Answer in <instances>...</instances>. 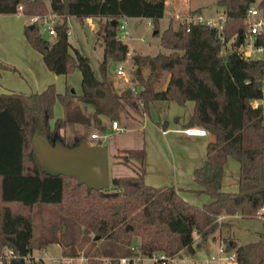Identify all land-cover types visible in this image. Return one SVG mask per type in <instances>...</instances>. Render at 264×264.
Wrapping results in <instances>:
<instances>
[{
	"label": "trees",
	"instance_id": "obj_1",
	"mask_svg": "<svg viewBox=\"0 0 264 264\" xmlns=\"http://www.w3.org/2000/svg\"><path fill=\"white\" fill-rule=\"evenodd\" d=\"M216 3L224 14L220 28L198 21L173 25L169 18L158 37L167 50L129 53L132 62L144 65L147 73L117 92L107 63L128 54L126 43L116 36L117 18L122 14L146 16L158 32L163 0H48V4L46 0H0V12L21 11L28 16L54 12L52 41L42 35L38 20L31 21L32 27L26 23L24 34L49 69L66 73L77 68L80 74L79 93L68 88L59 92L53 82L42 90L0 91V264H49L42 257L35 258L31 250L56 242L65 253L66 246L73 250L78 235L89 242L84 252L93 248L79 264H116L117 255L132 252L131 244L142 254L154 250L171 254L182 248L193 252V232L204 237L216 228L224 248L234 251L236 264H264V229L257 231L256 238L236 243L220 228L230 221L217 218L232 213L252 217L264 204V122L261 102L251 103L252 99L264 100V31L253 35L262 45L259 55L247 57L241 52L246 8L249 4L263 8L264 0ZM67 15L79 20L88 15L103 18L98 74L88 57L69 42ZM2 67L15 68L0 60ZM163 71L168 72L167 81L156 88L153 83ZM56 99L63 113L51 125ZM153 99H173L180 104L192 99L185 124L201 126L212 134L205 143L204 160L192 169L198 186L192 189L206 193L207 201H188L173 184L145 182L142 145L124 149V156H136L138 162L132 174L110 177L109 187L88 186L70 174L42 167L34 158V134L63 141L58 129L67 121L91 122L105 129L102 115L116 120L122 106L136 108L139 104L147 109ZM79 102L91 105L90 116L82 112ZM228 155L237 162L234 190L220 186ZM47 204L57 205L58 227L49 235L35 236V207ZM95 252L107 260L93 257Z\"/></svg>",
	"mask_w": 264,
	"mask_h": 264
},
{
	"label": "crops",
	"instance_id": "obj_2",
	"mask_svg": "<svg viewBox=\"0 0 264 264\" xmlns=\"http://www.w3.org/2000/svg\"><path fill=\"white\" fill-rule=\"evenodd\" d=\"M46 2L48 4V0ZM163 2L164 11L159 19L164 18L166 22L171 18L173 23L178 14L184 11L194 9V11L201 13L198 6L192 4L191 0H163ZM71 16L74 15L66 16L67 22ZM29 17L21 11L0 12V60L15 67L14 69L11 67H2L0 69V91L20 90L29 92L42 90L48 83L53 82L56 90L63 92L70 83L68 73H57L49 69L43 60L41 52L29 43L23 31L24 25L29 22ZM88 17V21L84 20L90 26L93 25L92 19H97L98 29L103 18L90 15ZM128 17L130 16L126 15V20ZM173 25L175 24L173 23ZM68 31L70 35L69 28ZM124 42L128 48L127 52L130 53L128 40H124ZM71 45L73 44L71 43ZM144 75L146 74L143 72ZM167 78L168 72L164 71V77L157 88L163 87ZM111 79L117 92L126 86L132 85L129 76L125 73ZM136 85L138 86L137 83ZM72 101L76 102L77 100L73 97ZM257 102H261L262 121L264 122V100L262 98L251 100L252 104ZM192 105V99H186L182 104L177 103L173 99H153L148 101L147 109H141L140 111L132 107L131 109L133 110L131 111L128 105H124L121 108L127 111L131 119L134 120L137 117L138 124L137 126L133 125L132 128H141L142 131L138 145L132 146L138 147L141 144L144 146V181L159 185L168 179L170 183L166 184L178 186V191L183 198L193 203L201 204L207 201L209 196L204 192L193 191L192 188L198 186L192 179V169L204 160L205 143L212 138V134L207 131L204 134H189L181 130L182 127L188 126L185 122L191 113ZM79 106L86 116H90V104L79 102ZM121 108L119 109V114L121 113ZM62 113V104L56 99L53 104V117L50 119V124L52 125L55 117L62 115ZM107 119L105 116H101L103 123ZM67 122L58 129L63 136V141H65L64 129ZM80 123L92 124L91 122ZM84 139L89 142L99 143L87 137H84ZM148 147L153 150V157L148 155ZM120 148L132 147L121 145L117 147V149ZM225 164L223 165L220 186L222 189L234 190L237 186V164L230 162L231 167H229L227 173ZM238 215V213L225 214L222 215V218Z\"/></svg>",
	"mask_w": 264,
	"mask_h": 264
},
{
	"label": "rangeland",
	"instance_id": "obj_3",
	"mask_svg": "<svg viewBox=\"0 0 264 264\" xmlns=\"http://www.w3.org/2000/svg\"><path fill=\"white\" fill-rule=\"evenodd\" d=\"M192 4L198 6L201 11V14L204 16H216L217 13L223 12L222 7L216 3V0H191ZM193 10H188L178 14V18L173 20V23L176 24L179 21V18L185 13ZM166 20L164 18L158 19L157 29L158 32L154 31L153 24L151 20L146 16H130L127 18V26L129 37H121V40H128L129 50L132 52H148L154 53L157 50H167L162 47L158 42L159 31L166 25ZM70 35L68 36L69 42L73 44L81 53L88 57L89 63L96 74H98L97 63L101 57L102 53V44L99 37V30L101 25L97 29V19H92V26H90L85 20L84 17L79 20L76 16H71L68 18ZM42 35L46 36L51 41L54 39V34L49 33L46 29L40 27ZM128 49V48H127ZM224 50V47L221 49ZM117 63H121L123 73L129 76L131 84H135L133 81L138 75L143 76L147 73V69L144 65H137L132 62L129 53L120 60H109L107 63V70L109 71V76L111 78L121 76L114 72ZM138 68V72L136 69ZM68 80L70 83L66 88L75 93L80 92V83H79V70L73 68L68 72ZM114 76V77H113ZM138 76V77H139ZM164 77V71L161 73L160 77L153 83L154 87H159L161 79ZM136 83L139 86L138 81ZM128 107V106H127ZM131 111V107L129 108ZM135 110L140 111L141 106L138 104ZM137 118V117H136ZM131 119L128 116V113L125 109L121 108V113L119 114L118 122L121 129L113 130L110 127V121L105 120V129H99L92 124L80 123V122H67L64 129V138L65 141H61L64 145H71L72 142L77 141L78 139H83L87 137L89 139L98 141L105 147L106 150V160H107V175L108 179L115 175L123 174H132V166L137 164L138 158L132 155H126L124 149H117L121 146H130L138 145V141L141 139V128H132V126H137L138 119ZM95 131L96 136H90L89 132ZM142 145V144H141ZM143 146V145H142ZM144 148V146H143ZM118 152V154H117ZM148 155L153 157V150L148 147ZM230 162L237 164L236 160L228 155L224 162L226 166V173L228 172L229 167H231ZM164 183H170L167 180H164ZM195 183V182H194ZM197 185V184H196ZM110 186V183L107 185ZM106 186V187H107ZM222 217V215H221ZM34 230L35 236H40L43 232L47 235L51 233V230L57 229L59 218L57 215V205L56 204H47V205H38L35 207L34 212ZM226 220L230 221L228 226L221 225L223 232L227 233L229 237L233 238L236 243L251 240L257 237V231L264 229V220L255 218V216H230L226 217ZM218 229L208 232L204 237L199 235H193L192 245L194 247L193 252H188L187 249L182 248L179 250V255L191 256L195 259H202L208 257L209 254L216 252V246L218 242L217 237ZM137 239V237H134ZM89 246L88 241H82L80 235L77 236L76 240L73 243V250L69 249L66 246L65 253L62 252L61 244L56 242H49L44 248L34 247L31 250V254L37 258L42 257L49 264H59V261L63 259L64 256H74L75 258L72 261V264H79L86 257L91 254L93 248H89V251L86 253L84 250ZM93 257L98 260H107V256L101 253L92 254ZM143 264H157L153 263L149 259H143ZM200 264V263H197ZM209 264H214L213 261H210Z\"/></svg>",
	"mask_w": 264,
	"mask_h": 264
},
{
	"label": "built area",
	"instance_id": "obj_4",
	"mask_svg": "<svg viewBox=\"0 0 264 264\" xmlns=\"http://www.w3.org/2000/svg\"><path fill=\"white\" fill-rule=\"evenodd\" d=\"M18 7H21V4L18 3ZM223 12H219L216 16H204L200 12L190 11L185 12L181 18H179V22H183L188 24L189 22H204L207 25H215L217 28H220L222 25ZM56 14L52 11H48L42 15H31L29 17V22L38 20L40 26L46 29L49 33L55 34V22H56ZM84 19L86 21L89 20L88 16H85ZM243 22L245 24L246 34L244 38V42L241 48V52L244 56H257L262 51V45L258 42H255L253 39V35L255 33H259L264 31V7L258 8L254 4H249L246 8ZM117 29L116 36L121 39V37H128V26L126 15H120L116 21ZM67 36L69 35V31L66 30ZM114 72L117 74H124L122 70L121 63H117L114 69ZM131 86V85H130ZM110 127L113 130L121 129V126L117 123V121L111 120ZM186 133L189 134H204L205 129L198 125H188L181 128ZM90 136H96L97 133L95 131L90 132ZM87 141V140H86ZM89 142V141H88ZM254 216L264 219V204L258 206L254 211ZM221 218V215L217 217ZM193 235H197L196 232H193ZM132 252L119 254L115 257L116 264H142L143 259H149L153 263L157 264H209L210 261H213L214 264H236L234 251L232 249L226 250L224 248V244L221 240L218 239L216 252L209 254L208 257H204L202 259H195L191 256L187 255H179V250L166 254L159 250L151 251L147 254H142L137 251V245L131 244ZM11 252V249L8 250ZM74 256H64L62 260H60V264H72Z\"/></svg>",
	"mask_w": 264,
	"mask_h": 264
},
{
	"label": "water",
	"instance_id": "obj_5",
	"mask_svg": "<svg viewBox=\"0 0 264 264\" xmlns=\"http://www.w3.org/2000/svg\"><path fill=\"white\" fill-rule=\"evenodd\" d=\"M114 21L111 19V22ZM29 26L32 27L33 23L29 22ZM33 155L42 167L50 171L70 174L85 181L88 186L108 185L106 150L100 143L83 138L67 146L57 137L51 141L43 134H34Z\"/></svg>",
	"mask_w": 264,
	"mask_h": 264
}]
</instances>
